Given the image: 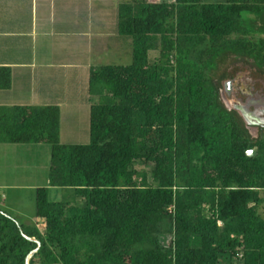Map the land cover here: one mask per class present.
Wrapping results in <instances>:
<instances>
[{
  "label": "trees",
  "instance_id": "16d2710c",
  "mask_svg": "<svg viewBox=\"0 0 264 264\" xmlns=\"http://www.w3.org/2000/svg\"><path fill=\"white\" fill-rule=\"evenodd\" d=\"M115 31L132 62L89 68L86 144L60 142L57 106L0 107V143L49 146L34 224L0 211V264H264V134L220 95L264 61V0H129Z\"/></svg>",
  "mask_w": 264,
  "mask_h": 264
},
{
  "label": "crops",
  "instance_id": "0c3cea01",
  "mask_svg": "<svg viewBox=\"0 0 264 264\" xmlns=\"http://www.w3.org/2000/svg\"><path fill=\"white\" fill-rule=\"evenodd\" d=\"M128 1L0 0V67L11 73L0 107L54 105L61 115L63 103L76 100V86L84 92L92 65L81 55L94 38L112 46L117 7Z\"/></svg>",
  "mask_w": 264,
  "mask_h": 264
},
{
  "label": "rangeland",
  "instance_id": "374dc122",
  "mask_svg": "<svg viewBox=\"0 0 264 264\" xmlns=\"http://www.w3.org/2000/svg\"><path fill=\"white\" fill-rule=\"evenodd\" d=\"M109 42L107 39L101 45L98 38H94L93 45L90 46L91 51L86 56L83 53L81 59H88L89 63L95 67L128 65L132 62L130 40L115 35L111 40L112 46ZM155 56L156 53L150 54L151 59ZM78 59L80 56L76 55V60ZM81 86L84 92L76 86V100L66 101L61 107L60 142L62 144L83 145L89 140V103L85 100L86 85ZM17 145L12 146L14 148L0 146V186H3L0 188V211L20 223L32 225L35 222V190L47 185L49 146L46 144ZM133 169L146 173L148 181L151 182L149 168L141 162H136ZM49 199L60 201L61 191L54 188L50 191Z\"/></svg>",
  "mask_w": 264,
  "mask_h": 264
},
{
  "label": "flooded vegetation",
  "instance_id": "af4514ba",
  "mask_svg": "<svg viewBox=\"0 0 264 264\" xmlns=\"http://www.w3.org/2000/svg\"><path fill=\"white\" fill-rule=\"evenodd\" d=\"M231 73V78L225 80L230 82L226 93L228 104L245 108L250 113L249 120L255 126L245 127L249 134L256 128L257 136H250L257 138L264 134V61H238Z\"/></svg>",
  "mask_w": 264,
  "mask_h": 264
},
{
  "label": "water",
  "instance_id": "95a60500",
  "mask_svg": "<svg viewBox=\"0 0 264 264\" xmlns=\"http://www.w3.org/2000/svg\"><path fill=\"white\" fill-rule=\"evenodd\" d=\"M229 81H224L222 83V88L220 90V95H221V99H222V102L223 104L225 105V107L229 110H234L235 112H237V114L241 117V119L243 120V122L245 123V125L247 126H255L254 123L250 122L249 120V112L245 109V108H241V107H233V106H229L228 104V100H227V87L229 85ZM264 127V125H262ZM250 134L253 136V137H256L257 136V130L256 128H253L252 130H250ZM256 153H257V148L254 147L253 149L251 150H248L246 152V156L248 158H253L256 156ZM31 241H34V239H30ZM38 247H39V244L37 243ZM38 247L32 252L33 253H36L37 252V249ZM29 257H27L26 259V263L25 264H28V261H29Z\"/></svg>",
  "mask_w": 264,
  "mask_h": 264
}]
</instances>
